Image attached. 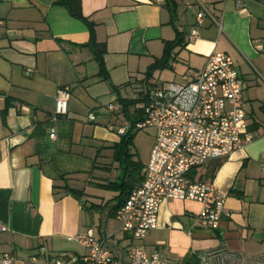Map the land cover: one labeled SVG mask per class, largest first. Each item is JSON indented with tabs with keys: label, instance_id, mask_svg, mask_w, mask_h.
Listing matches in <instances>:
<instances>
[{
	"label": "crops",
	"instance_id": "obj_1",
	"mask_svg": "<svg viewBox=\"0 0 264 264\" xmlns=\"http://www.w3.org/2000/svg\"><path fill=\"white\" fill-rule=\"evenodd\" d=\"M44 1L0 0V258L8 254L18 264L78 258L87 249L68 237L92 229L113 264L127 261L137 242L110 212L126 196L130 184H123L135 187L144 178L155 129L148 155L142 158L133 141L130 168H124L113 149L127 123L119 99L141 101L130 112L144 107L146 90L160 86L151 78L163 70L148 78L146 71L179 32L185 46L174 50L166 69L184 83L211 53H226L243 80L252 140L191 171L226 194L217 229L195 225L200 202L165 199L157 228L141 244L147 254L161 253L166 264H219L209 253L221 245L239 256L238 264L264 256V0H173L174 14L167 0H81L95 40L106 48L107 79L84 46L90 38L85 22L56 0ZM201 5L210 15L203 17L199 38L188 41ZM60 87H69L71 97L67 114L53 121ZM79 160L75 174L66 172V163ZM52 170L64 172L65 180ZM65 185L82 196L73 197Z\"/></svg>",
	"mask_w": 264,
	"mask_h": 264
},
{
	"label": "built area",
	"instance_id": "obj_2",
	"mask_svg": "<svg viewBox=\"0 0 264 264\" xmlns=\"http://www.w3.org/2000/svg\"><path fill=\"white\" fill-rule=\"evenodd\" d=\"M206 14L209 13L201 5L188 41L199 38V27ZM242 94L243 80L224 52L211 53L203 68L193 71L184 83L171 82L146 90L144 118L136 128H154L155 140L143 181L131 189L115 214L121 230L132 234L137 242L129 246L124 264H166L161 253L147 254L141 244L148 232L157 228L159 208L165 199L200 202L202 208L195 225L211 230L219 227L226 214V194L212 182L194 179L191 171L211 160L228 157L252 140L246 132ZM70 97L69 87L58 88L53 121L67 114ZM108 108L113 107L110 104ZM88 119L94 120L95 115L89 113ZM127 127L125 123L118 133L123 134ZM49 137L56 139L55 127L49 129ZM68 239L85 247L87 253L78 258L61 255L46 263L34 260L21 264H113L112 252L92 229ZM18 263L8 254L0 258V264Z\"/></svg>",
	"mask_w": 264,
	"mask_h": 264
},
{
	"label": "trees",
	"instance_id": "obj_3",
	"mask_svg": "<svg viewBox=\"0 0 264 264\" xmlns=\"http://www.w3.org/2000/svg\"><path fill=\"white\" fill-rule=\"evenodd\" d=\"M57 5L65 8L68 13L76 19H79L88 26L90 31V38L89 42L84 44V46H87L90 48L94 60L98 63L99 66V76L104 77V79L108 78L107 71L104 66V55L106 53L105 45L102 43H98L95 40V32H94V25L91 21H89L82 12V5L81 0H56L55 2ZM168 7L172 10L174 14V2L173 0H167ZM185 41L183 35L179 32L176 36V38L173 41L166 42L164 46V51L161 56V58L155 60L153 64H151L146 71V77H151L152 73L156 70H164L168 68L170 60L174 56V50L179 47H184ZM119 102L121 104L122 112L124 113V116L126 117V121L128 123V127L125 130V132L120 136V141L113 145L114 149V159L120 162L126 163V166L124 168H130V154H129V148L133 145L134 136L139 129L136 128V125L141 122L144 118V111L143 108H136L134 112L129 111L130 105H135L138 102H141L139 100L133 101V100H127V99H119ZM8 105V103H7ZM63 117V116H60ZM59 117V118H60ZM51 121V119H50ZM48 124V123H47ZM47 124L41 125L42 128H45ZM45 126V127H44ZM49 129V128H48ZM56 179H63L65 180V173L64 172H57L56 170H52L50 172ZM143 177L140 178L139 183L143 181ZM127 184H130L128 186ZM123 185H127L126 188L123 189L126 192V196L124 198H120L117 204L112 207L111 214L115 215L117 210L122 206V204L125 202L127 196L129 195V192L134 187V184L131 183H125ZM65 191H67L70 195H72L75 198H80L82 196V192L75 190L73 188H70L68 185H65L63 187ZM210 258L217 260L219 264H237L239 262L240 258L237 254L228 251L224 246L221 245L219 249L213 250L209 253ZM219 260L221 262H219Z\"/></svg>",
	"mask_w": 264,
	"mask_h": 264
},
{
	"label": "rangeland",
	"instance_id": "obj_4",
	"mask_svg": "<svg viewBox=\"0 0 264 264\" xmlns=\"http://www.w3.org/2000/svg\"><path fill=\"white\" fill-rule=\"evenodd\" d=\"M178 82L181 81L179 78H176V80H174L173 78V73L169 70V69H164L163 72H157L155 74V76L153 78H151V82L152 83H157V85H161L163 84H168L171 82ZM121 123V122H120ZM153 129L152 128H146V129H142L140 131H138L136 133V135L134 136V150H137L138 153L141 155L142 158L146 157V155H148L149 151H150V147L152 145L153 142ZM76 164V163H74ZM67 164L65 168L68 169L69 173L75 174V172H72V168L78 167L81 165L80 160L77 161V164Z\"/></svg>",
	"mask_w": 264,
	"mask_h": 264
},
{
	"label": "water",
	"instance_id": "obj_5",
	"mask_svg": "<svg viewBox=\"0 0 264 264\" xmlns=\"http://www.w3.org/2000/svg\"><path fill=\"white\" fill-rule=\"evenodd\" d=\"M38 1L43 2L44 0H38ZM44 2H45V1H44ZM45 3L47 4L48 2H45ZM219 262H221V261L219 260ZM237 264H238V263H237ZM244 264H264V256L259 257V258L254 259V260H251V261H247V262H245Z\"/></svg>",
	"mask_w": 264,
	"mask_h": 264
}]
</instances>
